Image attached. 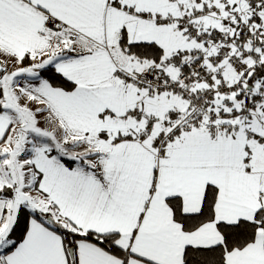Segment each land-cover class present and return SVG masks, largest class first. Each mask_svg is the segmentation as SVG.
<instances>
[{
  "label": "snow or ice",
  "instance_id": "6c2138e0",
  "mask_svg": "<svg viewBox=\"0 0 264 264\" xmlns=\"http://www.w3.org/2000/svg\"><path fill=\"white\" fill-rule=\"evenodd\" d=\"M0 264H264V0H0Z\"/></svg>",
  "mask_w": 264,
  "mask_h": 264
}]
</instances>
